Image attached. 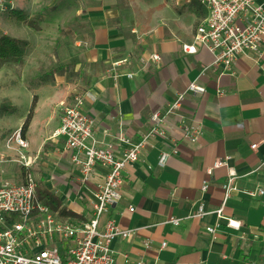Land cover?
Segmentation results:
<instances>
[{
    "label": "crops",
    "instance_id": "0c3cea01",
    "mask_svg": "<svg viewBox=\"0 0 264 264\" xmlns=\"http://www.w3.org/2000/svg\"><path fill=\"white\" fill-rule=\"evenodd\" d=\"M12 2L17 4V0ZM97 2L86 0L82 15L90 32L81 38L84 42L78 57L101 67L80 92L90 90L95 95V100H85L84 110L94 118L99 135L108 131L132 140L145 138L139 159L128 166L130 177L122 185L121 200L101 217L102 221L114 219L122 228L134 229L128 238L113 242L116 264H134L139 259L144 264H264V194L245 193L264 189V53L256 62L254 53L242 55L232 72L220 73L204 47L198 46L194 53L182 50L183 44L192 42L195 24L206 14L199 3L195 8L184 0L134 5L130 14L135 25L130 26L118 19L111 0ZM174 2L181 4L176 13ZM134 4H138L136 0ZM195 9L203 11L196 15ZM19 10L12 8L14 18H9V27L11 19L18 21L15 16L22 15ZM139 10L149 14L138 17ZM36 18L43 29L58 26L56 12L44 11ZM153 53L160 59H150ZM191 82L204 86L205 92L187 91L180 105L166 115L165 135H148L152 113H165ZM69 90L74 93L77 89L70 86ZM9 91V117L20 125L36 96L24 136L30 143L26 155L34 159L32 172L38 191L54 196L57 208L53 210L60 216L86 220L88 200L99 178L96 173L81 184L71 153L63 150L61 137L54 136L61 105L71 93L48 91L44 84L31 93L24 83L10 86ZM43 98L47 107L37 120ZM184 123L201 130L197 140L190 141ZM254 143L257 146L252 149ZM162 153L169 156L160 165ZM0 154H9V167L19 169L9 182L21 180L24 169L16 144L11 141L5 147L0 138ZM226 155L230 156L226 165L214 167L211 174L206 172L216 159ZM3 160L0 155V165ZM230 173H234L231 183L235 189L226 197L223 185ZM205 181L208 188L202 191ZM200 203L209 212L189 217ZM220 206L225 217L241 223L239 228L227 226L225 218L212 212ZM170 217L183 220L174 225L166 222ZM217 222L212 237L206 227ZM70 244L63 241L57 245L65 248Z\"/></svg>",
    "mask_w": 264,
    "mask_h": 264
},
{
    "label": "built area",
    "instance_id": "2783aa9c",
    "mask_svg": "<svg viewBox=\"0 0 264 264\" xmlns=\"http://www.w3.org/2000/svg\"><path fill=\"white\" fill-rule=\"evenodd\" d=\"M196 1L206 14L196 24L192 42L182 45L184 52L194 53L198 46L204 47L213 56V66L220 73L232 72L242 55L254 53V62L259 60L264 53V0ZM7 5L8 0H0V10ZM150 59L158 60L160 55L153 53ZM187 91L203 94L205 87L191 82L186 91L177 94L165 113H152L148 135H165V117L180 105ZM87 98L95 100V95L90 90L74 93L61 105L54 136L61 137L63 150L71 153L70 160L79 171L81 184L90 181L97 173L99 183L88 200V218L76 221L62 217L39 196L32 172L34 159L26 155L30 143L20 130L14 131L9 141L18 148V161L24 175L19 181L0 182V223L6 224L0 227V264H116L113 242L133 234L134 229L122 228L114 219L102 221L101 217L121 200L122 185L130 177L128 166L139 159L145 138L132 140L122 133L108 131L99 135L95 132L94 118L84 110ZM183 128L190 141L197 140L201 134V130L193 125L184 123ZM256 146V143L251 144L252 149ZM168 156V153H162L158 163L163 165ZM229 159V155L216 159L206 172L211 174L214 167L226 165ZM233 178L234 173H230L223 185L226 197L235 189L231 183ZM207 188L205 181L201 190L206 191ZM245 193L259 196L264 194V189ZM208 212L200 203L197 211L189 217ZM212 212L219 218H225L227 226L239 228L241 225L239 221L225 217L222 206ZM181 220L183 218L170 217L166 222L177 225ZM218 225L217 222L206 227L212 237H215ZM63 241H71L72 244L60 248L57 244ZM165 244L162 242L161 247ZM134 264L144 263L139 259Z\"/></svg>",
    "mask_w": 264,
    "mask_h": 264
},
{
    "label": "rangeland",
    "instance_id": "374dc122",
    "mask_svg": "<svg viewBox=\"0 0 264 264\" xmlns=\"http://www.w3.org/2000/svg\"><path fill=\"white\" fill-rule=\"evenodd\" d=\"M97 1L100 0H93V3H99ZM134 1L111 0V6L116 11L118 19L121 22L123 20V25H135L130 14L133 12V6L141 7L140 3L150 0H136L138 4H134ZM167 1L170 2V0ZM184 1L190 8L198 5L196 0ZM86 5V0H17V4L8 0L6 8L0 10V36H11L17 43L15 50L17 56L0 57V138L4 141L5 147H8L9 137L14 131L20 130L21 133L22 124L27 116L25 115L21 125L16 123V119L9 117L11 112L10 86L28 84L32 93L34 87L44 84L48 91L53 90L63 95H65L64 92L72 95L80 93L100 72L99 64H87L78 57L79 50L83 48L82 42H84L81 38H85L90 32L88 26L82 22ZM172 5L177 8L181 4L174 2ZM20 7L23 9L19 10ZM12 8L22 12V15L15 16L18 21L11 19L13 24L9 27V18H14ZM75 8H78L77 12ZM175 10L176 13L180 9ZM44 11L58 14L61 18L57 19L58 26L52 29H43L39 26L36 17L38 13L42 14ZM202 11L203 9H195L196 15ZM138 12L140 14L138 17L142 15V18H145V14H149L141 10ZM148 22L149 20L146 21V26ZM143 26L145 25H142V28ZM70 86L76 88V92L69 93ZM46 107V99L43 98L39 104L37 120L45 113ZM0 155L4 157L0 165V180L10 181L19 173V169L16 165L9 167V154ZM5 225V223H0V227Z\"/></svg>",
    "mask_w": 264,
    "mask_h": 264
},
{
    "label": "trees",
    "instance_id": "16d2710c",
    "mask_svg": "<svg viewBox=\"0 0 264 264\" xmlns=\"http://www.w3.org/2000/svg\"><path fill=\"white\" fill-rule=\"evenodd\" d=\"M15 12H17L14 9ZM20 12V11H19ZM17 49V43L16 40L8 35H2L0 36V57L1 58H9L11 56H17V53H15V50ZM21 52V50H19ZM36 103V96L32 99L31 105L29 112L22 124L21 127V133L24 135V131L27 130L29 122L31 120L32 114H33V109L35 107ZM38 194L41 198L45 199V202L52 208L56 209L57 208V203L55 201V198L52 194L46 192V191H38Z\"/></svg>",
    "mask_w": 264,
    "mask_h": 264
}]
</instances>
